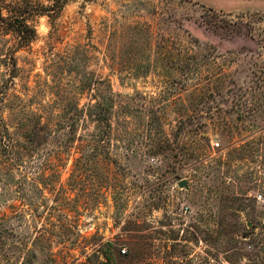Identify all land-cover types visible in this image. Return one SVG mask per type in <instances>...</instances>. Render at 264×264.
<instances>
[{
    "label": "rangeland",
    "instance_id": "1",
    "mask_svg": "<svg viewBox=\"0 0 264 264\" xmlns=\"http://www.w3.org/2000/svg\"><path fill=\"white\" fill-rule=\"evenodd\" d=\"M0 5V264H264V0Z\"/></svg>",
    "mask_w": 264,
    "mask_h": 264
},
{
    "label": "trees",
    "instance_id": "2",
    "mask_svg": "<svg viewBox=\"0 0 264 264\" xmlns=\"http://www.w3.org/2000/svg\"><path fill=\"white\" fill-rule=\"evenodd\" d=\"M3 10H5V8L0 5V27H3L4 31H8L15 35V38L23 44L32 42L35 39V30L27 23L28 19L25 17V15L28 13V11L25 9V7L23 8L19 5L14 6L12 10H6V12L9 14L8 18H4L2 16ZM31 11H29V13ZM32 12L31 14H34V11ZM39 12H36L35 14H44L43 11L40 13ZM30 16L31 15H29V18ZM96 120L99 122L105 121L104 118L98 116Z\"/></svg>",
    "mask_w": 264,
    "mask_h": 264
},
{
    "label": "built area",
    "instance_id": "3",
    "mask_svg": "<svg viewBox=\"0 0 264 264\" xmlns=\"http://www.w3.org/2000/svg\"><path fill=\"white\" fill-rule=\"evenodd\" d=\"M259 199H260V197H259ZM125 253H126L125 250H122V251H121V254H122V255H124Z\"/></svg>",
    "mask_w": 264,
    "mask_h": 264
},
{
    "label": "water",
    "instance_id": "4",
    "mask_svg": "<svg viewBox=\"0 0 264 264\" xmlns=\"http://www.w3.org/2000/svg\"><path fill=\"white\" fill-rule=\"evenodd\" d=\"M185 185V182H182L181 184H180V186H184Z\"/></svg>",
    "mask_w": 264,
    "mask_h": 264
}]
</instances>
